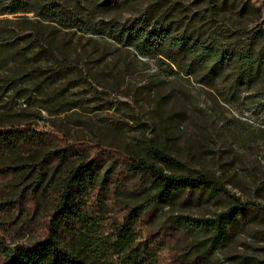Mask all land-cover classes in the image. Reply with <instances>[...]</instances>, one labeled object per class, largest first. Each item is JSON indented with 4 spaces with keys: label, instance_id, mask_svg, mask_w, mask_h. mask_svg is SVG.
Returning a JSON list of instances; mask_svg holds the SVG:
<instances>
[{
    "label": "rangeland",
    "instance_id": "374dc122",
    "mask_svg": "<svg viewBox=\"0 0 264 264\" xmlns=\"http://www.w3.org/2000/svg\"><path fill=\"white\" fill-rule=\"evenodd\" d=\"M16 1L0 0V9L21 5ZM55 1L76 14V26L59 15L0 14V124L37 131L27 149L0 151V264L6 251L47 236L61 181L91 158L88 148L74 146L62 163H48L39 180L33 164L62 148L57 136L112 150L96 162L99 180L122 152L177 176L204 175L252 203L239 206L210 188L187 187L137 210L155 190L117 160L115 195L101 221H121L127 213L136 220L113 257L148 264L141 262L144 251L152 264H264L258 208L264 207V0ZM154 27L177 38L173 50L135 48L138 39L129 33ZM35 29L47 52H39ZM17 163L27 164L23 173L5 170ZM100 198L94 192L82 201L94 207ZM225 211L232 213L229 224L215 227L211 219ZM68 239L63 248L95 260L93 245Z\"/></svg>",
    "mask_w": 264,
    "mask_h": 264
},
{
    "label": "trees",
    "instance_id": "16d2710c",
    "mask_svg": "<svg viewBox=\"0 0 264 264\" xmlns=\"http://www.w3.org/2000/svg\"><path fill=\"white\" fill-rule=\"evenodd\" d=\"M16 2L21 5L13 2L7 6H3L0 9V14L33 11L35 15H39L45 19H51L59 15L73 26L78 24L76 14L67 11L64 4H59L55 0H51L50 3L45 5L41 4L38 0L30 2L18 0ZM112 2L113 0H101L100 4L108 6ZM33 32L35 42L40 44L38 45L40 46L39 52H47L48 48L43 46L38 40L39 29H35ZM142 33H144V38L140 39V34ZM129 34L134 39H138L135 48L141 53L145 50H152L151 52L154 53L156 50H160L162 46L165 47V44H167L169 50H173L177 44V38L174 36L167 37L165 29L156 27L152 28L150 32L138 29L131 31ZM164 54L165 56L167 55V53ZM58 76H60L58 72L51 75L53 80L57 79ZM36 133V129L29 124H0V151H12L16 148L25 150L33 144V136ZM39 134L41 135V133ZM56 138L62 142V148L45 153L38 163L35 162L33 164L36 167L37 178L39 180L43 178V170L48 163L53 161L62 163L66 160L67 151L75 150L73 149L74 146L80 151L83 148H88L91 151V158L88 161H81L74 168L70 169L67 176L61 181L58 190L55 192L57 201L55 210L49 219L47 236L31 246L13 251L12 254L6 251V261L3 264H134L133 261L130 263L129 260L121 261L117 256L113 257V252L121 247L125 238L130 236L131 224H134L136 218L127 213L121 221L116 217L110 223L101 221V216L110 212L108 207H111L112 203L109 200L113 199L115 195L117 186L112 187V182L110 181L111 171L116 166L117 160H122L126 174H137L141 178L147 179L148 186L155 190V195L144 200L139 207H136L137 210H141L143 207H150L154 199L157 201L165 200L174 191L180 188L186 189L187 187L204 190L210 188L215 193L225 195L239 206L252 204L240 201L226 187L214 183L204 175H199L197 178L177 176L174 173L166 171L156 162L127 156L122 152L116 153L117 157L114 158L110 167L103 172V176L99 180L96 162L105 153L111 155L112 150L98 146H88L85 143H71L67 139L58 136ZM152 150L154 154H160L155 147H152ZM164 158L171 165L177 163L172 157L164 156ZM26 168L27 164L17 163L6 166L5 170L11 172L12 175H16L23 173ZM94 192L101 197V200H99L97 206L89 207L82 201V198L84 195L88 196ZM7 200L3 199L1 202H8ZM258 208L264 212V207L258 206ZM231 215V211L222 212L215 219H211V222L215 227L220 228L223 223L229 224ZM203 222L206 224L207 220ZM107 226H111L109 227L110 230L105 229ZM71 229H74L73 232L70 231ZM67 236H69L68 242L72 244L73 242H83L85 246L93 245L97 252L96 255H93L95 260L80 258L75 252L63 248L61 242ZM135 250L138 253L140 252L138 248ZM149 256H151V253L142 251L141 262L146 261L148 264H152L154 261Z\"/></svg>",
    "mask_w": 264,
    "mask_h": 264
}]
</instances>
